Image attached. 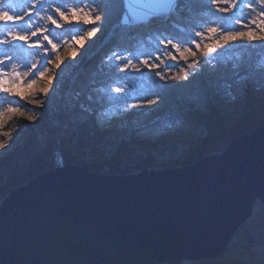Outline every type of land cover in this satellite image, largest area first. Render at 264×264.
<instances>
[{
  "label": "water",
  "instance_id": "1",
  "mask_svg": "<svg viewBox=\"0 0 264 264\" xmlns=\"http://www.w3.org/2000/svg\"><path fill=\"white\" fill-rule=\"evenodd\" d=\"M123 15L119 25L131 27ZM255 125L191 164L126 174L64 164L37 174L0 202V264L221 256L264 207V122Z\"/></svg>",
  "mask_w": 264,
  "mask_h": 264
},
{
  "label": "rangeland",
  "instance_id": "2",
  "mask_svg": "<svg viewBox=\"0 0 264 264\" xmlns=\"http://www.w3.org/2000/svg\"><path fill=\"white\" fill-rule=\"evenodd\" d=\"M5 3H7V0H5ZM226 6L219 5V7ZM0 7H3V5H0ZM209 7L212 8L216 16L225 15L224 13L215 12L217 5H210ZM172 19L170 24L167 25L168 29H170L169 31L175 30L174 24L189 27V23L180 22V19L177 20L176 18ZM197 19L198 17L195 15L187 21L194 23ZM61 23L63 27L54 29V31L64 33L63 31L72 28L75 22L73 21L72 24ZM199 26L201 31L205 32V36L197 37L196 39H203L209 47L215 46L213 40L207 38L206 28L211 25L200 23ZM48 27L52 28L53 26L48 25ZM84 27L91 29L97 26L89 24ZM115 27H117L116 24L105 27L103 38L101 37L104 40L99 42L95 50L93 41L96 42V37L90 38L86 33L83 34L82 44H72L71 47L58 49L62 61L60 68L56 67L53 74L44 77L42 85L37 86L38 90L48 89V91H42L47 96L46 105L40 99L39 104H37L38 112L31 120V127L35 131L36 141H33L30 135L24 134L23 140L27 143L30 150H22V146L15 148L12 143L10 152L3 154L0 161V202L3 199L4 192L6 193L14 187L27 182L43 171L64 164H74L92 171L97 169L105 174H112L115 169L120 174H126L138 172L145 168L157 169L191 164L203 156L216 153V151L224 147L223 145L225 144L219 146L223 140L224 132H230L232 128L235 130L237 127L238 129L240 128V130H237L238 132L250 130L249 128H252L253 125L258 124L259 119L264 114V70L259 68V65L264 62V53L262 52L263 55L261 54V57H258V60L253 64V69L256 70L255 73L258 75L257 81L250 83V81H244L243 78H238L240 67L244 60L247 59V52L240 51L237 47L239 44L243 45L244 43V46L250 45V47L255 49L256 47L264 46V40L255 39L249 42L246 38L229 41L228 46L225 48L215 46L216 53L213 54L216 57L214 61L215 67L203 66L204 60H201L202 51H196L195 57H188L189 62L192 59L200 60L203 70L195 79L184 83L183 92L187 93L198 88L208 90V85L212 82L217 83L214 88L219 87L216 90L215 97L211 98L208 96L206 99V110L203 111V114L197 113L199 118L190 114L186 108L181 109V104L178 100H175V95L171 94L173 103H169L161 94L160 87L151 88L155 93L153 98H149L147 101L150 103V100H156V103H150L149 107L144 109V114H137L136 110L130 109L129 112L118 113L114 118L105 116L104 113L106 111L101 104L102 102L111 101L109 96L114 93L111 92L112 83L109 82L112 76L105 74L108 70L101 62L113 50L111 47V49L106 48H109L110 38L113 35L109 32L114 31ZM235 27L241 28L242 26L235 25ZM242 30L246 31L247 29ZM156 32L157 30L147 28L141 36L134 37L130 48L127 50L132 52L150 50L145 42L150 35ZM100 34L97 33L96 35L99 36ZM238 41H242V44L240 42L237 43ZM220 43L224 44L223 41ZM233 45L234 47H232ZM92 49L94 51L88 54L89 50ZM35 50L38 51V49ZM115 50L123 52L125 48H116ZM96 58L95 66L102 70L103 79L96 81L97 83H95L96 85L93 88L88 87L76 97L77 87L71 83L83 75L85 78V73L88 71L87 68L94 64ZM54 59L55 57L53 56ZM179 64L186 67L184 61H179ZM60 69H63V71H60ZM144 70L147 72L145 80L147 84L151 85L153 81L148 78L153 77V72L148 69ZM117 71L119 72V70ZM178 71V66L173 63V67L167 72V75L170 76L172 72ZM58 72L60 73V78L57 80L54 77ZM134 72V70H131L125 73L134 75ZM255 73L251 74V76L255 75ZM226 74L238 78L241 97L235 95L233 90H231V86L225 83V79L228 78ZM153 79L155 84L161 86L162 81L158 77ZM45 83H48V86ZM103 84H107L106 87ZM132 85L137 88L139 83L133 82ZM258 85L260 89L255 90L254 87ZM138 96L137 92L136 96L126 95L125 97L133 100ZM82 103L89 109L86 110L87 115L91 118L88 121L90 123L89 128L101 134L99 135V151L102 153V158L96 160L81 152L67 151L66 148L68 149L69 145L64 144L67 142L66 140L64 143L62 141L66 132L71 130L64 129L66 128L64 123L67 120H72L74 117L73 113L77 109L79 110ZM70 111L72 113L68 115ZM167 113L172 116L171 119H168ZM21 136L22 134L18 133L17 138ZM58 138L61 142L60 146L58 143H54L56 140L58 141ZM159 150L160 153L158 152ZM252 220L259 222L260 227L264 228L263 206L257 208L253 215L247 219L249 222ZM215 258L218 257L204 258L202 260H207L208 262L210 259ZM202 260L196 261L202 262ZM196 261H185V264H195L193 262Z\"/></svg>",
  "mask_w": 264,
  "mask_h": 264
},
{
  "label": "snow or ice",
  "instance_id": "3",
  "mask_svg": "<svg viewBox=\"0 0 264 264\" xmlns=\"http://www.w3.org/2000/svg\"><path fill=\"white\" fill-rule=\"evenodd\" d=\"M110 3L111 0H7V3L0 0V5H3L0 7V94L18 95L19 88L34 85L37 75L40 77L45 75V64L54 63L60 68L62 61L58 49L71 47L72 44H82L84 33L90 38L101 39L96 34L104 31L102 24L107 18ZM122 3L124 9L122 23L126 26H147L156 18L171 20L180 5L185 3L189 5L188 10L198 19L194 23L190 21L189 27L174 24V31H169L166 27L157 30L145 42L150 50L138 52L111 50L101 63L107 68V75L115 76L117 81H123L111 89L115 95L109 96V99L113 102H119L126 95L136 96V87L130 86L129 81L140 79L118 76L117 70L121 73L135 70L141 77L145 75L142 69L152 71L153 77L148 79L153 83L149 85L145 82L139 85L145 90L139 98L147 99L148 90L160 87L155 84L153 78L158 77L160 81L165 82L173 79L177 82L181 80L190 82L191 79H195L202 72L203 66L198 59L189 62L188 57H195L196 51H202L204 65L215 67L216 57L213 55L216 53L215 46L225 48L229 41L241 38H246L249 42L255 39L264 40V0H122ZM210 5H217L215 12L225 15L216 16ZM73 21L75 22L73 27L66 29L65 33L54 31L63 27L61 22L72 24ZM97 21L101 22L100 26L91 29L84 27L96 24ZM200 23L211 25L206 28L207 38L213 40L215 46L209 47L203 39H196L205 36V32L200 29ZM48 25L53 27L50 28ZM235 25L242 27L237 28ZM34 37L36 39H33ZM221 41L224 44H221ZM27 49L38 51L29 52ZM37 58L38 63H33L32 60ZM179 61H184L186 67L179 64ZM173 63L178 66L179 71L172 72L169 76L167 72L172 69ZM259 68L264 70V62ZM59 78L58 72L54 79ZM28 102L39 104L38 100ZM7 103L12 105L8 109L9 112H19L14 101ZM46 103L47 100L45 105ZM150 103H156V100H150ZM131 107L132 105L125 104V110ZM20 114L24 115L23 112ZM104 115L110 117L113 114L106 112ZM4 135L7 136L8 133ZM3 148V142H0V149Z\"/></svg>",
  "mask_w": 264,
  "mask_h": 264
},
{
  "label": "trees",
  "instance_id": "4",
  "mask_svg": "<svg viewBox=\"0 0 264 264\" xmlns=\"http://www.w3.org/2000/svg\"><path fill=\"white\" fill-rule=\"evenodd\" d=\"M189 5L188 4H181L180 7L177 9L176 13L173 15L172 18H176L177 20L180 19V22L189 23L187 20L192 19L195 14L190 12L188 10ZM103 6H101V12H103ZM123 11V3L122 0H111V3L109 4L107 18L103 20V30L107 26H113L117 25V27L114 28V31H110L109 33L113 34L110 38V46L107 49H116V48H125L127 50L130 48L131 43L136 36H141L144 31L147 28H150L152 30H159L160 28H167V25L170 24V20H163V19H154L150 25H139L129 28H124L121 25H119V20L121 13ZM173 20V19H172ZM96 26H100L101 22L97 21ZM69 29V28H68ZM170 30V29H168ZM65 33V30L63 31ZM104 32L99 35V37L103 38ZM96 40L94 44V50L96 49L97 45L100 41H103L104 39ZM241 43L242 41H238L237 43ZM244 42V41H243ZM242 44V43H241ZM111 47V48H110ZM240 51L247 52L246 57L247 59L244 60L240 67V75L238 78H243L244 81H250V83H255L257 81L258 75H256V70L253 69V64L258 60V57H261L262 52L264 53V46L256 47L255 49L253 47L240 45L237 47ZM89 50L88 54L94 51ZM263 55V54H262ZM201 60H204V56H201ZM93 61V60H92ZM97 58L94 60V64L90 65L88 71L85 73L86 77L83 76L79 79L73 80L71 83L72 85H76V97L80 95V92L84 91L88 87L93 88L97 83L96 81H100L103 79L104 75L102 73V70L98 69L96 64ZM203 66L204 62H203ZM69 73V72H68ZM252 75L251 74H254ZM107 74V72H105ZM228 77L225 79V83L231 86V90L235 93V95H241V89L238 87V78L232 77V75L226 74ZM185 81L181 80L177 82L176 80H170L168 82L162 81L160 90L161 94L164 96V98L167 99L169 103H173L171 98L172 95H175V100H178L181 104V109L186 108L190 114H192L195 117L199 118V114H203V111L206 110V99L208 96L211 98L215 97L216 90L219 87L214 88L215 84L217 83H211L208 85L209 89L205 88H198L192 91H188L187 93L183 92L185 86ZM257 85V84H256ZM260 89V86H255L254 89ZM172 94V95H171ZM241 97V96H240ZM183 106V107H182ZM89 110L87 106H85L83 103L80 106L79 110L77 109L73 115L74 117L70 121H66L64 123V129H71L68 130L65 134V136L62 138L63 143L65 140L68 142H65V145H69V148L67 151H75V152H81L84 153L86 156L91 157L93 160H96L98 158H102V153L100 150V143H99V134L96 131L91 130L89 127L90 123L88 122L91 118L89 115H87V111ZM72 111L68 113L70 115ZM168 114V113H167ZM171 115L168 114V119H171ZM262 118V119H261ZM259 119V123L264 122V114ZM159 124V123H158ZM240 126V125H239ZM72 127V128H71ZM238 127L230 132L225 133L222 142L219 144L221 146L222 144H225L229 142L234 136L238 135L241 132H238ZM244 132V130H243ZM63 135V134H62ZM103 136V135H102ZM54 143H58L60 146V140L58 138V141L56 140ZM65 148V147H63ZM160 153V150L158 151ZM95 171H98L95 169ZM113 173H119L116 169L112 171ZM5 194V192H4ZM249 221H246V223H243L237 230L234 239L232 240L233 246L231 247V251L235 254L226 253V255H222L221 257L212 259L210 262L212 264L216 263H222L223 261H232L234 262L236 256L238 254L245 255V259L249 261L248 264H262L264 263V239L256 238L250 235V229L249 227ZM215 262V263H214Z\"/></svg>",
  "mask_w": 264,
  "mask_h": 264
},
{
  "label": "bare ground",
  "instance_id": "5",
  "mask_svg": "<svg viewBox=\"0 0 264 264\" xmlns=\"http://www.w3.org/2000/svg\"><path fill=\"white\" fill-rule=\"evenodd\" d=\"M161 19V18H159ZM253 26L254 25H250ZM134 27V26H131ZM35 39V37L33 38ZM132 44V43H131ZM106 46V45H105ZM105 49V48H104ZM103 49V50H104ZM107 49V48H106ZM124 49V48H123ZM27 51H32L35 52V49H27ZM33 63H38V58L36 60H32ZM45 75L43 77H40L39 75H37L35 77L36 83L34 85L31 86H25V87H21L18 89L19 94L18 95H7V94H0V142H3L4 144V148L0 149V161L3 157V154L5 153H9L12 146L11 144L13 143V147H19L22 146V150L28 151L30 150V148L27 146V143L24 142V134H28L32 137L33 141H36V136H35V131L32 130V123L31 120L33 119V117L37 114L38 112V105L37 103H29V100H40L42 99V103H44L47 100V96L43 94V92L41 90L37 89V86L42 85V79L44 77L50 76L53 74L54 69L56 68L54 63H48L45 64ZM135 71V70H134ZM142 72L144 74H146L147 72L142 69ZM116 75L121 76V77H125V76H129V77H140V79H136V80H130L129 81V85L131 86L133 84V82H138L139 85L141 83H145V75L143 77H141V74L138 72H134V75H129L128 73H121V72H116ZM109 82L112 83L111 88H114L119 84H122L123 81H117L115 76H112L109 79ZM108 82V83H109ZM147 83V82H146ZM25 84L27 85V81H25ZM46 86H48V83H45ZM104 87H106L107 84H103ZM48 90V89H47ZM143 89H141L139 86L136 88V93L138 92L139 96L135 99H131L128 97H124L122 100H120L119 102H113L112 100L109 102H102L101 106L102 108L113 115H110L111 117H116L118 113L120 112H129L130 109H134L136 110L138 113L137 114H144V109L148 108L150 103L147 101L149 98L152 99L154 96V90L150 89L147 91V99H141L139 98L140 95L144 94ZM115 94H113L112 96H114ZM7 101H14L16 103V106L19 108V112H9L8 109L9 107H11L12 105L7 103ZM130 104L132 105L131 108H129L128 110H125V104ZM23 112L24 115H21L20 113ZM26 117H31V119H28ZM39 122V121H37ZM19 128V131H17V129ZM4 133H8L7 136L4 135ZM22 134V136L20 138H17V135ZM246 223V222H244ZM259 222H254V220L251 221V223L249 224V227H251L250 229V235H252L253 237L256 238H261L264 239V228L260 227L261 225H259ZM234 243L230 242V244L227 245V247L225 248V250L223 251L222 255H226V253H231L232 255L235 254L234 252L231 251V247L233 246ZM264 252V251H262ZM221 255V256H222ZM221 256H217V257H221ZM236 258L234 260V262L232 261H223L222 263H216V264H248L249 261H247L245 259V255H235ZM241 258V259H240ZM204 258H200V259H189V260H202ZM186 260V261H189ZM211 259L207 262L203 261L202 262H193L195 264H212V262H210ZM215 263V262H214ZM152 264V263H149ZM173 264V263H170ZM178 264H185V261H183L182 263H178ZM258 264V263H256ZM262 264V262L260 263ZM264 264V263H263Z\"/></svg>",
  "mask_w": 264,
  "mask_h": 264
}]
</instances>
